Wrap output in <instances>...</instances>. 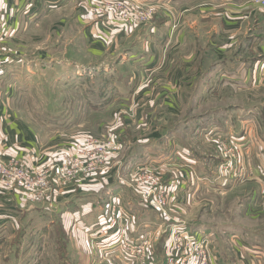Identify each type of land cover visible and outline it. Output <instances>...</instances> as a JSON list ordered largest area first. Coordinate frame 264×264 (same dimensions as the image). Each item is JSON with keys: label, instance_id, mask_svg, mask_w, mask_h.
<instances>
[{"label": "crops", "instance_id": "crops-1", "mask_svg": "<svg viewBox=\"0 0 264 264\" xmlns=\"http://www.w3.org/2000/svg\"><path fill=\"white\" fill-rule=\"evenodd\" d=\"M111 1L117 3L120 0H0V51L2 46L13 47L12 41L26 31L30 22L40 26L42 16L70 10L72 15L75 14L78 25L88 26L81 31L87 42L85 50L89 57H98L107 51L111 55L127 45L122 49L123 57L135 66V79H143L144 74L160 75V78L147 81L148 86L152 85L150 90L161 88L151 101H168V107L174 109V103L172 105L170 101H181L186 85L193 82L208 84L209 89L225 83L232 91V84L241 89L264 85V7L254 5L251 0H122L124 5L134 10H145L151 15L147 23L132 25L111 9L112 3L109 7L107 2ZM96 3L99 6L102 4V8L94 11ZM190 38H195L193 42H197L191 50ZM5 54L0 52V66L11 61L12 57ZM218 57H221L220 63ZM208 66L211 67L209 71ZM219 76L220 81L217 79ZM0 88L2 159H15L35 168L61 156L66 143L45 144L13 110L10 87L3 89L1 79ZM145 88L139 89L138 93ZM150 90L147 92H153ZM178 90L182 91L181 94ZM233 102L212 110L208 118L202 115L201 118L188 120L192 121L190 125L183 123L182 129L175 133L168 131L159 141L155 140L159 139L158 133L150 134L151 144L160 142V161L144 166L156 168L164 180L174 179L176 182L178 202L169 211L173 213L172 217L168 215L172 222L169 217L149 209L142 197L126 182L108 183L102 175L75 179V182L65 185L53 182L50 194L44 200L0 184V220L14 219L16 214L34 206L42 207L49 214L61 212L71 221L80 219L73 225L69 223L70 237L73 239L79 231V238L85 241L91 252L89 259L92 258L91 262L95 264L103 260H113L112 264H136L124 252L120 237L138 241L147 232L165 224L212 233L216 241L211 244L214 264H264V124L261 120L264 119V105ZM182 131L196 138L194 142H201L204 154L213 148L214 156L218 158L221 147L217 144L231 140L239 146H248L247 156L255 153L259 158L255 167L247 158L249 167L245 174L247 185L253 187L248 188L252 193L249 200L258 198V212L249 217L248 210L245 207L243 210L247 213L245 216L259 222L257 225L227 222L222 232L227 233L232 242L228 249L217 245L221 238L219 225L206 224L203 219H197L199 204L209 201V208L203 216L216 211L214 201L209 198L213 194L218 195V188L225 187L223 191L219 190L223 196L227 187L224 181L221 182L223 178L217 173L219 168L211 154L199 156L193 144L180 134ZM203 131H206L204 135L200 133ZM152 152L159 150L153 149ZM116 156L113 155L108 162ZM151 157H158V154ZM114 164L116 166L117 162ZM204 190L208 192L204 193ZM80 192L81 197H76ZM113 201L118 203L115 213L123 212L122 215H125H117L119 221L116 224L109 222ZM122 206L124 210H121ZM133 209L139 214L137 218ZM101 228L104 229L102 234L99 233ZM158 242L150 250L148 264H165L162 257L165 240L160 244ZM158 245H162L161 251ZM158 254L161 257L155 259Z\"/></svg>", "mask_w": 264, "mask_h": 264}, {"label": "rangeland", "instance_id": "rangeland-1", "mask_svg": "<svg viewBox=\"0 0 264 264\" xmlns=\"http://www.w3.org/2000/svg\"><path fill=\"white\" fill-rule=\"evenodd\" d=\"M113 2L115 1L107 3ZM121 2L123 1L120 0L118 3ZM251 2L262 8L254 0ZM114 5L111 9L115 11ZM100 7L102 4L99 6L96 3L94 11ZM142 11H144V20L140 24L147 23L151 19L149 12ZM83 27L88 26L78 25L75 14L72 15L70 10H67V13L61 11L46 17L42 16L40 26H34L33 22H30L26 31L12 41L13 47H1V53L5 52V56L12 57L6 65L0 66L1 87L3 89L10 87L13 110L45 144L65 142L63 148L65 149L73 139L83 134L99 138L107 137L109 134L114 135L120 144L117 156L96 174L106 177L108 183L116 184L118 182L115 181L122 180L127 184L130 168L138 164L145 165L160 161V142L151 144L149 138L151 133H158L159 139L155 140L159 141L168 131L175 133L182 129L183 123L187 122L190 125L192 121L188 120L201 118L202 115L208 118L207 115L212 110L225 106L229 101H234L233 104L247 101L250 106L264 105V85H260V88L259 85H254V88L241 89L236 86L237 84H232L234 89L232 91L225 83L209 89L208 84L199 85L197 82L186 85L181 101H170L172 105L174 103V109L168 107V101L161 99L151 101L161 88L156 91L150 90L152 85L149 83L148 86L147 81L154 77L160 78V75L144 74L143 79H135L137 76L135 66L126 62L123 57L122 49L127 45L111 55H108L107 51L98 57H89L86 51L87 42L83 39L81 31ZM193 39L195 38H190L188 42L192 45L190 50L197 44ZM199 46L203 49L201 45ZM220 61H222L221 57H218V62ZM209 67H206L208 71ZM133 71L135 72L131 80ZM220 77L217 78L218 81ZM143 88L144 91L139 94V89ZM147 89L153 92L148 93ZM178 91L181 94L182 91ZM203 119L201 121L204 122ZM261 120L264 124V119ZM192 127L193 125L190 131ZM200 133L204 135L206 131ZM180 134L193 144L194 149L200 153L199 156L211 154L219 168L217 173L223 178L221 182H225L227 192L222 196L219 190L223 191L225 187H221L216 192L218 195L213 194L209 198L214 201L216 211L203 216L209 208V201H204L199 204L197 219H203L206 224L219 225L221 238L217 245L228 249L232 242L228 234L222 232L227 222L236 221L240 225H257L259 222L257 219L249 218L258 212L256 203L259 204V201L258 198L249 200L252 193L248 188L253 187L247 185L245 175L246 168L249 167L247 158L253 167L257 165L255 161L257 159L259 161V158L255 153L247 156L248 146L240 145L239 154L234 157L226 172L221 167L225 162L222 147L219 150L220 156L216 158L213 148L204 154L201 142H194L193 139L196 138L183 131ZM197 135L202 137L200 134ZM153 149L159 152H152ZM156 154L158 157H151ZM115 162H117L116 166ZM48 163L50 162H44L39 166H46ZM226 178L229 180L225 181ZM206 192L208 191L204 190V193ZM76 197H81V192ZM244 207L252 215L245 216L247 213L243 211ZM121 210H124L123 206ZM133 210L137 218L139 214L135 209ZM170 210L167 211V215H160L172 217L173 213H170ZM16 215L14 219L10 218L3 222L0 220V264H95L91 262L92 258L89 259L91 252L85 241L82 242L79 238V231H76L73 239L70 237L69 223L72 222L73 225L74 221L80 219L71 221L61 212L49 214L42 207L36 206ZM170 217L168 220L172 222ZM161 226L165 227L166 224ZM210 234L214 245L216 241L213 240L212 233ZM158 247L161 251V246ZM158 255H155V259L161 257L160 254ZM113 262V260H103L100 264Z\"/></svg>", "mask_w": 264, "mask_h": 264}, {"label": "built area", "instance_id": "built-area-1", "mask_svg": "<svg viewBox=\"0 0 264 264\" xmlns=\"http://www.w3.org/2000/svg\"><path fill=\"white\" fill-rule=\"evenodd\" d=\"M254 2L264 7V0H254ZM112 5L116 7L115 11L125 22L136 25L144 20V11L141 9L134 10L122 2ZM220 147L225 155V162L221 167L226 171L234 157L239 154L240 146L230 140L221 141ZM119 148V141L112 134L101 138L83 134L73 139L56 160L46 166L33 168L15 159H2L0 144V184L3 187L24 191L38 200H44L50 194L52 182L65 185L75 179L95 176ZM128 175L127 185L140 195L144 204L154 212L167 215V211L177 204L175 180H162L163 177L156 168L138 164L128 170ZM117 207L116 201L110 205L112 213L110 224L119 221L115 214ZM103 231V228L99 229L100 234ZM120 239L124 252L136 264L149 263L147 258L150 250L160 239L165 240V264H214L211 234L199 229L192 231L185 227L166 225L147 232L138 241L123 237Z\"/></svg>", "mask_w": 264, "mask_h": 264}, {"label": "trees", "instance_id": "trees-1", "mask_svg": "<svg viewBox=\"0 0 264 264\" xmlns=\"http://www.w3.org/2000/svg\"><path fill=\"white\" fill-rule=\"evenodd\" d=\"M160 240H161V242H163V239H160ZM160 240H159V241H160ZM161 248H162V245H161Z\"/></svg>", "mask_w": 264, "mask_h": 264}]
</instances>
